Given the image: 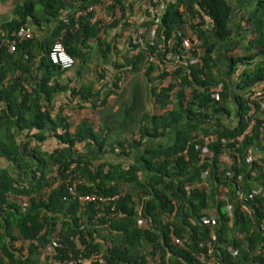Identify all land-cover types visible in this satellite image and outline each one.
<instances>
[{"label": "trees", "instance_id": "trees-1", "mask_svg": "<svg viewBox=\"0 0 264 264\" xmlns=\"http://www.w3.org/2000/svg\"><path fill=\"white\" fill-rule=\"evenodd\" d=\"M109 1L107 10L120 14L111 18L110 25L115 26L135 0ZM7 2L0 0L1 4ZM97 2L12 0L10 17L0 19V28L12 30L25 24L39 26L69 9L43 43L36 40L34 31L30 38L16 42L12 51L0 43V162L21 171L30 159L33 161L30 178L24 182L0 168V264H51L52 260L61 262L79 253L85 257L93 250L102 253L105 264H204L195 256L206 252L210 230L215 235L213 255L220 264H264V232L254 223L260 217V206L248 215L234 197L237 186L244 193L258 186L264 188V169L256 167L255 162L246 163L242 157L252 144L262 148L258 125L264 123V107L255 117L251 134L238 145L220 143L221 138H234L242 132L246 125L243 94L264 84V0H257L251 11L238 16V29L245 34L243 53L235 55L231 48L223 60L224 71L213 52L219 42L231 37L230 2L164 0L158 20L150 18L144 23L155 24V42H145L139 48L128 38L135 50L131 56H123L122 64L134 72L140 64H146L141 82L134 80L130 86H120L119 77H114L112 88L104 92L92 91L90 85L69 88L68 83L54 81L65 70L51 63L47 52L52 42L60 41L73 58V65L75 61L84 63L86 38L96 35L99 28L90 23L91 11L75 14ZM184 12L197 14L200 21L186 24ZM188 32L200 40L199 64H181L167 74L157 72L155 64L147 62V52L158 59L165 51H170L173 59L179 57V36ZM168 38L173 40L171 48L166 46ZM152 69L157 75H151ZM165 75L171 80L161 85ZM216 87L218 98L214 99L210 92ZM66 91L69 96H77L78 107L86 102L92 108L104 106L113 93L118 110L113 119L106 120L109 124L94 127L90 119L81 118L70 131L65 116L54 118L50 112L55 96ZM144 98L150 103V112L146 111ZM225 118L233 123L228 124ZM134 128L139 131L137 139L132 138ZM118 130L127 132V136L110 140V134ZM169 130L174 134L170 143L145 144L146 138L163 136ZM17 132L37 143L54 137L64 146L41 150L29 145L28 140L17 141ZM210 136L213 138L208 141ZM82 142L95 145L98 155L109 153L123 159L133 149L141 150L124 166L116 158L94 160L71 149ZM196 143L198 148H194ZM204 146L208 154L201 153ZM224 150L231 159L228 165L219 160ZM73 162L74 171L83 180L77 187L79 192L118 194L113 215L108 214L107 205L96 216L92 203L80 205L75 199H62L66 194L65 170ZM141 171L147 177L141 179ZM226 171L232 176H225ZM237 174L242 177L236 179ZM202 179L205 186L198 185ZM221 187L227 190L230 215L219 198ZM207 215L214 216L212 225L200 222V217ZM171 236L184 237V246L173 244ZM15 241H27L25 250L15 246ZM230 250H235L234 256ZM39 254L44 260L41 263Z\"/></svg>", "mask_w": 264, "mask_h": 264}, {"label": "built area", "instance_id": "built-area-1", "mask_svg": "<svg viewBox=\"0 0 264 264\" xmlns=\"http://www.w3.org/2000/svg\"><path fill=\"white\" fill-rule=\"evenodd\" d=\"M154 7L149 9L151 13V19H153V22H156L158 20V16L162 11V8L164 6V0H161L158 4L155 5L152 4ZM93 7L88 6L84 10H78V13H85L87 11H92ZM119 13V11H118ZM182 18L186 21V24H196L200 21L199 16L197 14L189 15L187 12H184L182 15ZM145 29L147 32H145ZM155 33V24H152V26L148 28H142V27H136L133 33L130 35L131 44L134 45H142L143 42H147L148 44H152ZM33 29L31 26L25 24V25H19L16 28H13L12 30H4L0 28V43L2 42L7 51H12L14 48V44L18 41L28 39L32 36ZM166 46L167 48H171L173 44V40L171 38H168L166 40ZM131 51L135 50L132 47H130ZM133 49V50H132ZM178 51H179V57L172 58L170 51H165L164 56L162 59H158L155 55L150 54L149 52L146 53V58L148 62H153L155 64L156 69L158 72H165L170 73L171 69H175L181 64L185 63H200V55H201V46H200V40L197 37L195 33L188 32L185 34H182L179 36V43H178ZM191 51V52H190ZM134 52V51H133ZM48 59L51 63L56 65L60 70H68L73 66V58L67 54L60 43V41H54L51 43L49 50L47 52ZM160 60L162 62H160ZM168 60H172V62H168ZM166 61V62H165ZM26 86V85H25ZM219 87V86H218ZM218 88H214L210 92V96L214 99L218 98ZM243 97L246 101V111L243 114L244 120L246 122V125L242 132L237 135L234 138H221L220 143L222 146H224L227 143H235V145H238L245 136H248L251 134V130L253 125L255 124V117L259 113V109H262L264 107V84H257L255 87H253L251 90L245 92L243 94ZM213 138L212 136L209 137L208 141ZM258 138L260 140V143L262 144V148L259 145L252 144V149H247L246 152L243 154V160L246 163L255 162L256 167H262L264 169V123H260L258 125ZM208 141H205L204 144H206ZM255 142V141H254ZM83 143V142H82ZM80 143V144H82ZM84 145V144H82ZM199 144L196 143L194 145V148H198ZM114 152H118L117 148L113 149ZM208 149L204 146L201 148L202 154H208ZM234 160L236 162L239 161V157L237 156V153H235ZM221 156V161H224L227 165L230 164L231 159L229 157V154L227 150L223 151L219 155V160ZM75 163H71L69 167L65 170V178L63 179L64 183V189L66 191V194L62 196L63 200H67L68 198L75 199L77 203L80 205H85L86 203H92L93 207L96 211V216H99L103 213V210L105 209V206L108 207V214L113 215L114 212V201L118 198V194H112V195H101L95 192H85L81 193L78 191L77 187L78 185L83 183V180L81 177H79L74 171ZM253 174V172H252ZM232 176V173L229 171L225 172V176ZM242 176L237 174L236 179H240ZM198 185L205 186V183L203 182V179L201 182L198 183ZM234 197L239 201V207L242 211H244L246 214L250 215L254 211V208L257 206H260V217L254 221L257 229L261 232H264V188L261 186H258L256 188H252L246 193H244L243 189L240 186H237L234 190ZM259 198V201H257ZM219 198L224 201V211L230 215L231 212V203L229 202L228 196H227V190L225 187L220 188ZM24 204V203H23ZM200 222H203L208 225H212L214 223V216L213 215H207V216H201ZM141 221H138L140 223ZM209 241L206 242V252L200 255H196V259L199 260V262L204 264H220L219 260L213 255V241L215 240V235L213 233V230H210L209 232ZM185 238L175 237L171 236V242L175 245L183 247ZM49 248L47 247V250ZM230 254L232 256L235 255V250H230ZM149 260V258L147 257ZM76 262L80 264H91L92 262H97L100 264H105L104 258L102 256V253L99 251H91L88 253L87 256L83 257L79 253L75 258H69L64 261H55L52 260L51 264H65V263H71Z\"/></svg>", "mask_w": 264, "mask_h": 264}, {"label": "crops", "instance_id": "crops-1", "mask_svg": "<svg viewBox=\"0 0 264 264\" xmlns=\"http://www.w3.org/2000/svg\"><path fill=\"white\" fill-rule=\"evenodd\" d=\"M230 2V5L233 8V14L229 21L230 27H231V37L227 39L226 41L219 42L216 45V48L214 50L215 59H217L218 65L220 66L221 70L224 71L225 68V60L226 55H229V50H232V53L235 55H240L243 53L242 46L244 45L243 36H245L244 32H240L237 26L238 17L235 18L238 14H246L247 12L251 11L256 4L257 0H228ZM108 3V1L106 2ZM4 4L0 3V19L2 17H10V10L11 5L8 7V10H5L3 6ZM1 6L3 7V10L1 11ZM107 6L103 4V2H97L93 6L92 16L90 17V23L96 24L97 32L96 35L92 36L90 35L88 38H86V46L82 48V51L84 52V63H79L75 61L73 67L71 69L65 70L62 73L56 75L54 81H58L61 84L68 83L69 88H78L81 85H90L92 86V91L102 89V92L109 90V88H112L111 83L114 79V77H119L117 84L121 86V83L125 78H131L133 76L134 70L129 68L128 66H124L122 64L123 62V56L129 55L131 56L134 52L131 51L128 46V38L125 42H123L124 38L120 37L123 35V32L116 33L118 35L116 39L115 37H111L103 33V28H100L103 23L106 22L107 15H106ZM69 13V9H64L61 11V13L56 18H51L48 21H43L39 24V26L31 25L32 29L34 31V36L37 41L43 43L47 37L50 36L51 32L53 31L54 27L56 26L57 20L60 18H64V16ZM118 11H116L117 15ZM77 15V12L76 14ZM96 22V23H95ZM112 22V19L110 20V24ZM32 24V23H31ZM115 27L111 26V30H114ZM113 32V31H111ZM114 33V32H113ZM106 42L109 45V48L106 47ZM128 47L127 54L124 53L126 51V48ZM107 48V49H106ZM230 50V51H231ZM39 56L37 55L35 58L37 59ZM88 62V63H87ZM35 64V63H34ZM89 64V69L87 72L81 71L83 70L86 65ZM123 67H127V75L123 77ZM143 73V71H142ZM89 78V82L85 83L83 82L85 78ZM67 80H69L67 82ZM83 80V81H82ZM118 94L120 90L117 91ZM116 96L111 93L107 98V103L104 106H95L92 108L89 103L84 102L81 107H78L77 104V96H69L67 91L61 92L55 96V100L53 103V107L51 109V116L54 118H57V115H62L67 118V121L70 122V131H72L73 126L77 124V122L81 118H88L93 123V126L95 127L97 124H102L104 122L108 123L106 120L108 117L110 119H113V114H115L118 110L117 104H114V99ZM146 111L150 112V109L148 106L145 107ZM106 111V112H104ZM106 113V114H105ZM107 117H106V116ZM106 117V118H104ZM105 120V121H104ZM109 124V123H108ZM111 124V123H110ZM32 132V131H31ZM127 132H122L121 130L115 131L113 134H110L109 139H113L114 135L115 137H125ZM139 131L137 128H134L132 138L137 139L138 138ZM173 131H167V133L163 136H158L156 138H146L145 144H165L170 143L173 139ZM16 140L17 141H29V145H36L41 150L49 151L47 147H44V145L47 144L49 141H53L55 143L53 148L64 146L61 143H57V140L54 137H47L44 139L41 143H37L34 138H30L29 135H26L24 133H16ZM84 144V143H82ZM80 143H76L71 149L73 151H76L77 153L84 154L86 156H91L92 159L96 160L101 157L112 160L115 159L116 162H121L122 165H126V163L131 162V160H135L137 157V153L141 150L133 149L129 157L127 158H119L113 154L109 153H103V155L97 153L96 146L93 144H84L82 145ZM221 160V156H220ZM224 161H221V163ZM33 166L32 159L29 160L27 165L25 166V170L17 171L13 170V167L10 164H7L6 162L1 161L0 162V168L7 169L16 179L18 182H24L28 181L30 178V169ZM141 179L144 177H147L144 171H141L140 173Z\"/></svg>", "mask_w": 264, "mask_h": 264}, {"label": "rangeland", "instance_id": "rangeland-1", "mask_svg": "<svg viewBox=\"0 0 264 264\" xmlns=\"http://www.w3.org/2000/svg\"><path fill=\"white\" fill-rule=\"evenodd\" d=\"M11 1L12 0H8V2L4 4L5 7L2 5L4 8H6L5 10H8V7L12 4ZM107 1L110 2L109 0H99V2H103V4L105 6H107V4H108V3H106ZM160 1L161 0H135V1H133L132 7L128 8L126 10V12L124 13V18H123V16L121 18H119L118 24L113 26V28L115 27V29L111 30V31H113L114 33L110 31V29H111L110 20L113 16L118 18L120 16V14L117 13V15H116L115 11L111 14V12L109 10H106L107 19H106V22L103 23V25H102L103 33H105L107 36L109 35L111 37V39H112V37H115L114 39H116V37L118 35L120 36V33L123 32V35L120 37H123L124 38L123 42H125L126 39L129 38L130 35L133 33V31L135 30L136 27L148 28V27L152 26V25H146L144 23L151 18V13H150L149 9L150 8L152 9L154 7L152 4H156V3L158 4ZM2 6H1V11L3 10ZM238 16H240V14L236 15L235 18H237ZM145 32H147L146 29H145ZM116 33H119V34L116 35ZM152 40H153V42H155V37L152 38ZM144 46L145 45L143 42V44L140 45L139 48H143ZM125 48L127 49V51L129 50L128 47H125ZM160 62H162V61L160 60ZM168 62H172V60H168ZM162 63H164V62H162ZM145 66H146V64L145 65L140 64L139 70L137 72H134L133 76L131 78H125L123 80V82L121 83V85L122 86H126V85L130 86V84H133L132 82H134V80L136 82L137 81L141 82V80L139 78H142V71L144 70ZM240 68L241 67H239L238 69H240ZM88 69H89V64H87L86 67H84L83 70H81V71L87 72ZM155 69H156V66H155ZM127 71H128L127 67H123V72H124L123 77H125L127 75ZM156 71H157V69H156ZM156 71L154 69H152L151 75L152 76L157 75L158 71L157 72ZM172 71H173V69L170 70V73H172ZM228 78L230 81H231V79L233 80L234 74L230 75ZM161 80L162 81L160 84L166 85V83H168L171 80V77H170V75H165ZM68 81L69 80H67V82ZM83 82H85V83L89 82V78L86 77ZM125 94L126 93H124L123 95L126 97ZM144 105L148 106L150 108V103L148 101H146L145 98H144ZM169 106H170V104L167 105V107H169ZM225 122H227L230 125L233 123L230 119H226ZM112 136L115 137L114 135H112ZM54 145H55V143L53 141H50V142L48 141L47 144L44 145V147H47L48 150H50V148H53ZM27 243H28L27 241H23V242L15 241L14 245L15 246H21L23 248V251H24ZM38 261L40 263L42 261H44L43 256L40 254H39V260Z\"/></svg>", "mask_w": 264, "mask_h": 264}]
</instances>
